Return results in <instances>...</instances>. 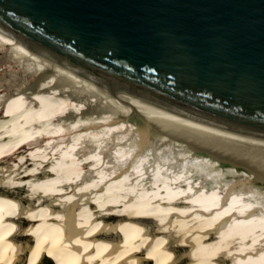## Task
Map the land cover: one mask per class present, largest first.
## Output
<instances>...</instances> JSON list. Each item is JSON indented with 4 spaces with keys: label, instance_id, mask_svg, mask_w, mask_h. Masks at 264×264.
Returning a JSON list of instances; mask_svg holds the SVG:
<instances>
[{
    "label": "bare ground",
    "instance_id": "bare-ground-1",
    "mask_svg": "<svg viewBox=\"0 0 264 264\" xmlns=\"http://www.w3.org/2000/svg\"><path fill=\"white\" fill-rule=\"evenodd\" d=\"M0 264H264V161L0 21Z\"/></svg>",
    "mask_w": 264,
    "mask_h": 264
},
{
    "label": "water",
    "instance_id": "water-1",
    "mask_svg": "<svg viewBox=\"0 0 264 264\" xmlns=\"http://www.w3.org/2000/svg\"><path fill=\"white\" fill-rule=\"evenodd\" d=\"M0 21L201 139L264 161V0H0Z\"/></svg>",
    "mask_w": 264,
    "mask_h": 264
},
{
    "label": "rangeland",
    "instance_id": "rangeland-1",
    "mask_svg": "<svg viewBox=\"0 0 264 264\" xmlns=\"http://www.w3.org/2000/svg\"><path fill=\"white\" fill-rule=\"evenodd\" d=\"M1 70H3V72H6L7 70L5 69V65L3 64L1 66V63H0V78H1Z\"/></svg>",
    "mask_w": 264,
    "mask_h": 264
}]
</instances>
